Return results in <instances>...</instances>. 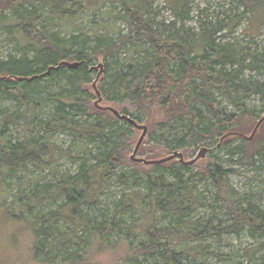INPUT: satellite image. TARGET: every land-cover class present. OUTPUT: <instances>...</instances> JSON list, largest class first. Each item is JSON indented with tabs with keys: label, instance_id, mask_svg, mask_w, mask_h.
I'll return each mask as SVG.
<instances>
[{
	"label": "trees",
	"instance_id": "obj_1",
	"mask_svg": "<svg viewBox=\"0 0 264 264\" xmlns=\"http://www.w3.org/2000/svg\"><path fill=\"white\" fill-rule=\"evenodd\" d=\"M163 1L169 23L153 19L152 0H0V49H10L0 58V213L26 227L33 264H99L104 250L124 264H205L206 240L243 234L264 251V208L244 203L224 168L264 157V120L251 141L236 136L262 118L246 102L264 100V81L245 74L264 76L263 57L218 41L264 0H235L242 12L198 32L185 26L188 0ZM113 3L126 32L76 24ZM95 63L102 72L89 90ZM138 126L145 161L178 152L188 162L216 143L240 144L226 159L148 165L128 156ZM60 135L70 141L56 144ZM66 158L74 172L58 169ZM208 202L225 221L196 218Z\"/></svg>",
	"mask_w": 264,
	"mask_h": 264
},
{
	"label": "rangeland",
	"instance_id": "obj_2",
	"mask_svg": "<svg viewBox=\"0 0 264 264\" xmlns=\"http://www.w3.org/2000/svg\"><path fill=\"white\" fill-rule=\"evenodd\" d=\"M188 2L190 18L185 22V26L194 32H198L199 26L205 21L214 23L217 20H222L224 16L232 17L236 12L243 11V8L235 0H188ZM119 9L118 3L108 4L105 6L104 12L84 14L76 24L82 25L84 31H89V21L98 24L103 20L108 22L107 26L110 30L119 31L121 29L126 32L125 25L115 19ZM152 17L156 22L165 21V23H169L173 21L170 10L163 0H152ZM224 35L225 37L218 40L222 44L232 46L236 50L257 51L263 57L260 69L264 70V9L245 12V18L230 34L225 33ZM1 39L0 36V41ZM9 51V48H1L0 58L5 57ZM96 67V63L91 67L93 70L90 76L91 82L87 87L89 90L90 85L98 79L97 73L100 69ZM245 75L258 82L264 81V76L259 75L256 71L247 72ZM223 104L225 105L224 101ZM246 105L249 109H255L258 116L264 115V100L260 101L258 98H252L246 102ZM139 125H143V123ZM258 139L264 140V133H260ZM53 140L56 144H66L70 141V138L60 135L54 137ZM238 144H240L238 139L233 140L227 147L216 143L206 155L212 154L218 159H226L229 147ZM261 144L264 147V141ZM133 149L134 145L131 146L128 156H131ZM198 152L197 150L190 154L188 158H194ZM136 158H145V156L137 153ZM235 161L236 158H233L231 163H224L225 169L235 171L228 174L230 185L243 198L244 203L250 202L261 209L264 208V157L254 155V163L250 165ZM58 169L71 173L76 170V163L74 160L66 158L59 162ZM208 203L211 206L200 210L196 214V218L219 216L221 220L223 219L222 221H225L223 211L219 210V204ZM220 219H217V221H221ZM27 232L26 227L11 223L0 213V264H33L30 254L31 244ZM204 244L208 248L204 256L205 264H257L258 258L264 255V251L257 248L258 242L248 238L245 234L238 238L223 237L221 242L208 239ZM216 253L224 254L228 258L218 259ZM123 258L121 253L117 256L116 253L105 250L95 253L93 256V259L99 264H124Z\"/></svg>",
	"mask_w": 264,
	"mask_h": 264
},
{
	"label": "water",
	"instance_id": "obj_3",
	"mask_svg": "<svg viewBox=\"0 0 264 264\" xmlns=\"http://www.w3.org/2000/svg\"><path fill=\"white\" fill-rule=\"evenodd\" d=\"M63 64L68 65V66H70L71 68H75V67L78 65V63H73V64H70V65L67 64V63H63ZM97 67L100 69V70H99V73H98V75H97V78H98V77L100 76L101 72H102V66H101V64H99ZM96 93H97V96H98V100H97V102L95 103V105H97V103H100V102H101V98H100V96H99V93H98V92H96ZM102 109H104V110H109V111L113 112L114 115L119 116L118 113H117L116 111L110 109L109 107L102 108ZM263 120H264V115H263L262 118L257 122V124L255 125V127H254L252 133H251L248 137L243 136V135H238V134H236V136L241 137V138H244V139H246L247 141H251L252 138L254 137V135H255V133H256V131H257L259 125L262 123ZM138 129H142L143 132H142L141 137H140V139L138 140L137 145H136V147H135V149H134V151H133V153H132V155H131V159L134 160V161H137V162L143 163V164H148V165H149V164H160V163L165 162V161H168V160H170V159L178 158L179 161H180L181 163L192 165V164L195 163L198 159L203 158V157L205 156L206 151H207V149H205V148L200 149L199 152L197 153V155H196L193 159H191L190 161H188V162H184V161H183V158H182V155H181L180 153H178V152H174V153H173L172 155H170L168 158H166V159H162V160H159V161H145V160H143V159L136 158L137 150H138V148H139V146H140V144H141V142H142V140L144 139L145 134H146V128H145L144 126H138Z\"/></svg>",
	"mask_w": 264,
	"mask_h": 264
}]
</instances>
